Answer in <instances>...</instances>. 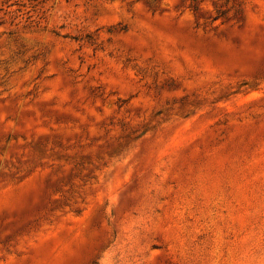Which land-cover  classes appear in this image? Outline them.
<instances>
[{"label": "rangeland", "instance_id": "rangeland-1", "mask_svg": "<svg viewBox=\"0 0 264 264\" xmlns=\"http://www.w3.org/2000/svg\"><path fill=\"white\" fill-rule=\"evenodd\" d=\"M0 264H264V0H0Z\"/></svg>", "mask_w": 264, "mask_h": 264}]
</instances>
